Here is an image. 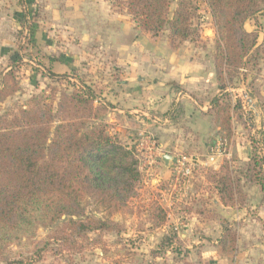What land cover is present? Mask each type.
Masks as SVG:
<instances>
[{
    "label": "rangeland",
    "instance_id": "374dc122",
    "mask_svg": "<svg viewBox=\"0 0 264 264\" xmlns=\"http://www.w3.org/2000/svg\"><path fill=\"white\" fill-rule=\"evenodd\" d=\"M108 1L113 11L123 12L122 5ZM72 3L77 0H0V116L10 117L21 107H48L54 117L51 132L56 124L78 116L83 129L105 126L132 148L139 179L126 205L100 213L119 231L77 236L62 231L61 224L39 228L31 239L8 246L0 264H264V95L255 80L263 70L261 48L251 55L248 72L242 70L224 90V102L234 108L231 130L229 135L215 133L221 154L212 159L214 133L188 132L184 126L162 132L156 124L112 114L113 103L101 95L98 79L122 75L116 52L94 36L68 29L74 22L60 12L73 9ZM176 3L171 0L170 14ZM193 4L198 35L181 45L213 54L215 27L208 6L205 0ZM259 15H264L262 3L248 19ZM95 23L87 20L91 27ZM167 34L165 29L150 35L168 42ZM129 39L125 35L119 41ZM74 93L91 94L88 117L72 105L59 108L61 95ZM181 108L175 115L179 122ZM161 153L177 162L166 165ZM222 170L243 193L229 205L218 200L217 182L211 179ZM164 236L166 245L161 244Z\"/></svg>",
    "mask_w": 264,
    "mask_h": 264
},
{
    "label": "trees",
    "instance_id": "16d2710c",
    "mask_svg": "<svg viewBox=\"0 0 264 264\" xmlns=\"http://www.w3.org/2000/svg\"><path fill=\"white\" fill-rule=\"evenodd\" d=\"M113 2L122 5L136 29L152 36L166 29L171 47L198 35L193 25V0H177L171 14V0ZM205 2L215 27L212 60L220 92L211 98L209 114L218 132L229 135L234 108L224 102L228 95L224 90L234 78L243 75L242 70L248 72L250 57L258 49L257 32L246 31L243 24L260 10L264 0ZM91 99V94H62L58 106L72 105L88 117ZM53 118L50 108L31 106L19 108L10 117L0 116V255L8 246L31 239L39 228L56 224L77 236L119 231L113 220L100 213L111 214L112 209L126 205L134 192L139 172L132 148L105 126L83 129L79 118L60 122L51 132ZM211 179L217 182L222 204L229 205L235 197H243L228 172L213 173ZM164 241L165 236L162 245ZM101 249L105 255L104 244Z\"/></svg>",
    "mask_w": 264,
    "mask_h": 264
},
{
    "label": "crops",
    "instance_id": "0c3cea01",
    "mask_svg": "<svg viewBox=\"0 0 264 264\" xmlns=\"http://www.w3.org/2000/svg\"><path fill=\"white\" fill-rule=\"evenodd\" d=\"M60 13L63 18L74 22L68 27L70 31L80 36H94L98 42L116 52L115 65L122 75L98 79L101 95L107 96L113 103V115L118 114L119 118L126 115L131 120L156 124L162 132L180 130L184 126L188 132L214 133L212 159L221 154L215 134L219 127L214 125L209 114L211 98L220 94L212 54H202L196 47H183L181 43L171 47L166 39L160 40L147 32L138 31L128 14L113 11L108 0H77L73 9L67 11L64 7ZM260 17L264 19V15L247 19L244 28L257 32L256 47L261 48L263 57L260 66L263 70L255 80H260L258 86L264 95V22ZM91 18L96 22L92 27L87 25V20ZM125 35L130 39L122 43L119 40ZM241 91L248 106L254 107L252 99L246 98V93ZM179 106H183L180 109L181 122L175 118ZM253 114L256 118L255 111ZM177 142L179 139L174 145H178ZM157 146L156 149H159L162 143Z\"/></svg>",
    "mask_w": 264,
    "mask_h": 264
},
{
    "label": "water",
    "instance_id": "95a60500",
    "mask_svg": "<svg viewBox=\"0 0 264 264\" xmlns=\"http://www.w3.org/2000/svg\"><path fill=\"white\" fill-rule=\"evenodd\" d=\"M162 159L164 163L167 165L169 162L176 163V158L170 154H162Z\"/></svg>",
    "mask_w": 264,
    "mask_h": 264
},
{
    "label": "built area",
    "instance_id": "2783aa9c",
    "mask_svg": "<svg viewBox=\"0 0 264 264\" xmlns=\"http://www.w3.org/2000/svg\"><path fill=\"white\" fill-rule=\"evenodd\" d=\"M151 148H153V147H151ZM156 149V148H155ZM157 150V149H156ZM176 162H177V160H176Z\"/></svg>",
    "mask_w": 264,
    "mask_h": 264
}]
</instances>
